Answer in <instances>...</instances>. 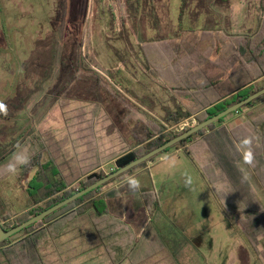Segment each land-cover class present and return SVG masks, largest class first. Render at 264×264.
<instances>
[{"label": "rangeland", "instance_id": "374dc122", "mask_svg": "<svg viewBox=\"0 0 264 264\" xmlns=\"http://www.w3.org/2000/svg\"><path fill=\"white\" fill-rule=\"evenodd\" d=\"M263 17L261 0H0V102L8 109L7 116L0 115V146L7 145L0 175L17 145L31 155V163L19 175L0 178L4 206L16 213L7 222L13 224L30 209L27 184L35 175L34 161L49 159L39 140L44 131L54 129L58 139H64L54 158L63 165L70 188H75L89 172L115 170L116 158L139 146L144 129L154 127L160 136L198 123L195 117L173 126L164 121L177 103L165 79L146 62L145 43L168 42L187 28L251 38ZM162 48L171 52L164 44ZM246 111L248 119L263 114L264 100ZM232 122L247 130L240 115L224 124ZM183 149L173 147L126 176L136 175L141 187L152 184L158 197L152 212L144 204L141 187L133 192L126 177L106 188L123 193L118 200L122 205L110 210L127 222L125 233L109 239L115 241L110 251L93 229L96 212L88 209L57 236L42 241L43 263L263 264L241 224ZM238 163L264 201L254 180L259 172L249 169L242 158ZM124 222L115 225L123 227ZM128 222H133L137 234L140 225H150L139 239L136 233L132 238ZM166 222L175 245H181L175 251L163 237L151 241L154 231H165ZM138 245L142 248L136 251ZM0 264H8L1 250Z\"/></svg>", "mask_w": 264, "mask_h": 264}, {"label": "trees", "instance_id": "16d2710c", "mask_svg": "<svg viewBox=\"0 0 264 264\" xmlns=\"http://www.w3.org/2000/svg\"><path fill=\"white\" fill-rule=\"evenodd\" d=\"M261 4L264 8V0H261ZM163 42L161 39L148 41L142 49L150 69L152 68L156 74L165 79L167 88L177 103L176 109H171L166 116L164 115V121L169 126L192 117L198 122L206 120L264 86V17L260 30L251 38H234L223 31H197L194 28H187L177 37ZM163 44L169 47L171 52L167 48H162ZM186 58L189 60L187 61ZM259 79H262V82L256 84ZM263 100L264 95L173 147H183V150L195 161L219 202L232 213L231 217L241 224L246 238L264 264V247L259 248L262 240L260 237L264 238V201L249 179L242 180L246 175L238 163L241 160V139L252 137L257 163L255 167L246 166L252 171L256 169L259 172V175L255 173L254 180L264 192V113L254 119H248L249 113L246 111L255 109ZM237 115L246 119L244 127H247V130H240L238 125H233L234 122L224 124ZM159 123L161 124L160 121ZM142 133L143 141L137 143L139 146L129 149L116 158V169L181 132L156 136L155 128L149 127ZM49 138L51 143L48 142ZM39 140L42 152L46 151L49 159L41 162L37 157L40 153L35 156L37 157V161L33 164L36 169L35 175L27 184L33 205L23 214L18 215L13 224H9L7 221L16 213L6 209L3 202L6 200L0 194V221L5 229L22 223L107 174L103 171L89 172L85 179L79 181V186L70 188L71 183L64 175L63 165L54 158L56 150L61 147L64 139H58L57 132L48 129L41 133ZM142 143L145 144L140 145ZM6 147L7 145L0 146V162L7 158ZM202 148L204 152H200ZM160 155L150 161H154ZM149 162L142 163L91 190L43 220L2 241L0 250L8 264H44L39 253L42 241L57 236L66 225L88 209H94L96 212L98 218L95 220V228L102 242L109 249V245L113 242L109 239L112 235L125 233L126 223L113 215L109 206L110 199L120 196L119 189L114 187L106 190V188L116 180L124 179L127 175L147 166ZM1 174L0 178L6 173L3 171ZM141 189L144 204L147 210L152 212L158 207L157 192L151 183L145 184ZM241 215L245 217L241 219ZM117 221L124 222L123 227H120L119 223L115 225ZM168 224H163L165 232L160 235L165 242L173 243L172 248L175 251L181 245H175L174 232ZM130 233L132 238H136L134 229H131Z\"/></svg>", "mask_w": 264, "mask_h": 264}, {"label": "water", "instance_id": "95a60500", "mask_svg": "<svg viewBox=\"0 0 264 264\" xmlns=\"http://www.w3.org/2000/svg\"><path fill=\"white\" fill-rule=\"evenodd\" d=\"M264 95V86L260 88L259 90L255 91L251 95H249L247 98L232 104L229 106L227 109L221 111L220 113L206 119L203 121L198 122L196 125L185 129L183 132L178 134L177 136L167 140L165 143L161 144L158 147H155L154 149L148 151L147 153L143 154L142 156L130 161L126 165L119 166L117 169L111 171L110 173L106 174L104 177L98 179L94 183L86 186L85 188L78 190L76 193L73 195L59 201L58 203L54 204L53 206L41 211L40 213L32 216L31 218L23 221L22 223L10 228V229H5L3 226L2 222L0 221V243L6 239H9L11 236L14 234L22 231L23 229L29 227L30 225H33L47 216L53 214L57 210L61 209L62 207L74 202L84 194L90 192L91 190L98 188L105 183L109 182L112 179L117 178L119 175L128 172L129 170L133 169L134 167L142 164L149 162L152 160L154 157H156L159 154H162L164 151L168 150L169 148L177 145L181 141L189 138L190 136L198 133L200 130L208 127L209 125L219 121L221 118L231 114L234 111H237L241 107L245 106L246 104L260 98L261 96Z\"/></svg>", "mask_w": 264, "mask_h": 264}, {"label": "clouds", "instance_id": "9594fccd", "mask_svg": "<svg viewBox=\"0 0 264 264\" xmlns=\"http://www.w3.org/2000/svg\"><path fill=\"white\" fill-rule=\"evenodd\" d=\"M0 115H8L7 105L3 102H0ZM240 146L243 163L249 167H255L257 161L253 149V138L244 137L240 141ZM16 147L18 150L13 152L8 163L4 165V172L11 177L19 175L21 169L27 167L31 163V155L26 150L20 149L19 145ZM246 179L247 177L242 178V180ZM188 183H190V181H186V186ZM126 184L133 192L138 191L141 187V181L136 176L126 177Z\"/></svg>", "mask_w": 264, "mask_h": 264}, {"label": "crops", "instance_id": "0c3cea01", "mask_svg": "<svg viewBox=\"0 0 264 264\" xmlns=\"http://www.w3.org/2000/svg\"><path fill=\"white\" fill-rule=\"evenodd\" d=\"M249 29H251L250 27H249ZM262 81V79H259V80H257L256 81V84H258V83H260ZM142 172H146L145 170H143V171H141V172H139V173H137L138 174V176L142 173ZM136 176V175H135ZM137 177V176H136ZM118 186V185H117ZM116 186V187H117ZM140 190V189H139ZM138 190V191H139ZM122 194L123 193H120V196L119 197H116V198H113V199H110L109 200V206H110V209H112L111 207H114V206H118V205H122V203H119L118 202V200L119 199H121L122 198ZM114 200H115V202H114ZM31 204L33 205V203H32V201H30V203L28 204V206H31ZM111 212H112V210H111ZM113 214H115L116 215V212H112ZM98 217V216H97ZM95 220L96 219H94V220H92V226H93V229H94V231H96V233H97V230H96V228H95ZM125 223H127V222H125ZM129 224H131L132 223V226H133V229H134V231H135V233L137 234V232H136V227L133 225V222H128ZM166 223H168V222H166ZM148 225H150V223L149 222H145L144 224H142V225H140L141 227H142V231L141 232H139L138 234H137V237L140 239L141 237H142V235H143V233H144V228L146 227V226H148ZM165 231H162V232H153V237H152V240L151 241H153V240H155L156 239V241H158V239H160V237H161V233H164ZM116 233V232H115ZM98 234V233H97ZM99 236V235H98ZM140 248H142V246L140 247L139 245L137 246V250L136 251H138V250H140ZM77 264H89V262L87 263V262H85V260H80Z\"/></svg>", "mask_w": 264, "mask_h": 264}]
</instances>
